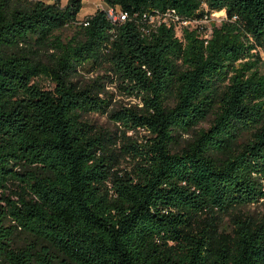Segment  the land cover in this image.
<instances>
[{
    "label": "trees",
    "instance_id": "obj_1",
    "mask_svg": "<svg viewBox=\"0 0 264 264\" xmlns=\"http://www.w3.org/2000/svg\"><path fill=\"white\" fill-rule=\"evenodd\" d=\"M105 2L125 18L99 9L66 41L81 0H0V264H264L241 209L264 198V0ZM206 7L229 18L210 37L146 22ZM104 61L144 104L110 115L146 141L85 118L110 100L74 76Z\"/></svg>",
    "mask_w": 264,
    "mask_h": 264
},
{
    "label": "rangeland",
    "instance_id": "obj_2",
    "mask_svg": "<svg viewBox=\"0 0 264 264\" xmlns=\"http://www.w3.org/2000/svg\"><path fill=\"white\" fill-rule=\"evenodd\" d=\"M35 1V0H33ZM47 3H56L61 8H65L69 0H43ZM82 9L79 12L77 18V23L73 25H66L65 27L57 31L58 34L63 36L64 40H70L75 33L77 32L78 26L83 23L87 17L93 15L99 9L107 10L110 9V6L105 2V0H81ZM206 15L198 20H193L191 23H183L178 20H174L172 17L164 18V16L157 14L153 15L147 20V23L156 27L166 20L172 22L176 26V32L179 37H183L184 28L188 27L189 29H197L200 32V35L210 37L213 32L214 25H221L224 21L228 20V15L226 10H209L206 7ZM116 17L118 19H124L122 12L119 8L114 10ZM120 15V17H119ZM260 56L262 58L261 70L264 72V48L258 49ZM75 81H78L80 85L86 83H92L94 80L103 81L98 87L101 89L100 94L102 97H107L110 100L109 108L110 110L106 113H89L85 115V118L89 119L96 126L108 129L112 132L114 136H122L123 133H126L129 136L137 139L138 141H146L147 136L152 134L144 129L132 130L127 129L120 121H118L114 116L110 115V111L114 109H120L124 107H142L144 104L141 97L129 94L127 88L121 86V80L118 78V74L111 70L110 61H104L98 64H89L87 69H81L79 74L74 76ZM35 82L39 83L45 89L54 90L56 84L54 80L47 77H37L34 79ZM212 117L208 120L200 123L197 126V129L207 128L211 124ZM190 134H183V138L189 137ZM247 135V134H246ZM133 161L131 159L123 160L120 166V172L130 171L132 169ZM243 212L253 215L258 221L264 220V198L257 203H252L245 207L241 208ZM226 226L231 227V221L229 218L226 220Z\"/></svg>",
    "mask_w": 264,
    "mask_h": 264
},
{
    "label": "built area",
    "instance_id": "obj_3",
    "mask_svg": "<svg viewBox=\"0 0 264 264\" xmlns=\"http://www.w3.org/2000/svg\"><path fill=\"white\" fill-rule=\"evenodd\" d=\"M115 9H116V8L110 7V9H107V11H108V14H109V16H110L111 18L117 20L118 18L116 17V13L114 12ZM224 10H225V9H224ZM160 15L164 16V18L172 17L174 20L176 19V20H178V21H180V22H183V23H185V24H187V23H191L193 20H194V21H195V20H198V19H190V20H187V19H183V18H181V17L178 16V15L173 16V15H171L170 13H167V15H163V14H160ZM122 16H124L123 18H125V15H124L123 13H122ZM119 17H120V15H119ZM165 22L169 23L170 21L166 20Z\"/></svg>",
    "mask_w": 264,
    "mask_h": 264
}]
</instances>
